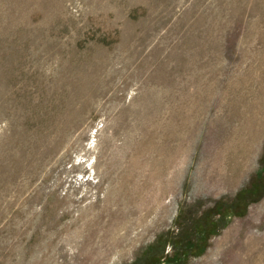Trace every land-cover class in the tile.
<instances>
[{
  "label": "rangeland",
  "instance_id": "374dc122",
  "mask_svg": "<svg viewBox=\"0 0 264 264\" xmlns=\"http://www.w3.org/2000/svg\"><path fill=\"white\" fill-rule=\"evenodd\" d=\"M0 264H264V0H0Z\"/></svg>",
  "mask_w": 264,
  "mask_h": 264
}]
</instances>
